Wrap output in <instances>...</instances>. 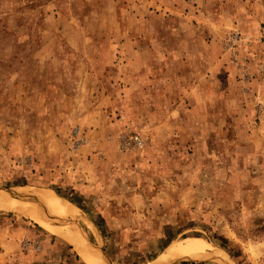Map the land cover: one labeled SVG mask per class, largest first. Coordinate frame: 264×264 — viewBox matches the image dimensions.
Instances as JSON below:
<instances>
[{"label":"rangeland","instance_id":"rangeland-1","mask_svg":"<svg viewBox=\"0 0 264 264\" xmlns=\"http://www.w3.org/2000/svg\"><path fill=\"white\" fill-rule=\"evenodd\" d=\"M33 188L110 264H264V0H0V194ZM15 209L0 264H86Z\"/></svg>","mask_w":264,"mask_h":264},{"label":"bare ground","instance_id":"bare-ground-1","mask_svg":"<svg viewBox=\"0 0 264 264\" xmlns=\"http://www.w3.org/2000/svg\"><path fill=\"white\" fill-rule=\"evenodd\" d=\"M19 190H15L16 194L13 195L1 193L0 208L7 209L19 207L22 210H15L21 212H24L23 210H25L32 213L35 209V214H31L32 220L73 245L84 263L104 264L97 247L92 246L85 240L79 230L78 224H75L79 218L78 208L75 205L48 190L36 188ZM37 213H40L44 217L36 215ZM48 215L66 220L68 221V224H53L47 219ZM182 240L183 241L180 242L170 243L165 248V251L161 253V255L159 254V258L157 257L158 259L156 258L157 260L153 263L162 264L164 262L175 260L178 257L189 258L195 256L194 258H196V255L198 253L202 254L201 251H204L207 247V243L201 238L190 237ZM203 254H205V252ZM219 258L222 260L226 259L225 256H219Z\"/></svg>","mask_w":264,"mask_h":264},{"label":"water","instance_id":"water-1","mask_svg":"<svg viewBox=\"0 0 264 264\" xmlns=\"http://www.w3.org/2000/svg\"><path fill=\"white\" fill-rule=\"evenodd\" d=\"M6 193H7V194H10V195L16 194V193H15V190H13V189H6ZM52 217H53V216L48 215V216H47V219H48L50 222H54V221H51V220H52ZM54 218H56V217H54ZM56 219H59V220H61L62 222H64L63 225L68 224V222H67L66 220H63V219H60V218H56ZM79 230H80L81 234L83 235V237L85 238V240H86L87 242H89L92 246L97 247V249L99 250V254H100V256H101V259L103 260L104 264H110V263L108 262V260L104 257V255L102 254V250L100 249V247H99L98 245L94 244V242H92V240H90V238H89L88 236L84 235L83 232L81 231V229H79ZM196 256H198V254H197ZM192 258H194V257H193V256H191V257H189V258H187V257H186V258L178 257V258H176L175 260H187V259H192ZM173 261H174V260H172V261H168V262H164V263H162V264H168V263H171V262H173Z\"/></svg>","mask_w":264,"mask_h":264},{"label":"built area","instance_id":"built-area-1","mask_svg":"<svg viewBox=\"0 0 264 264\" xmlns=\"http://www.w3.org/2000/svg\"><path fill=\"white\" fill-rule=\"evenodd\" d=\"M133 139H134V141H138V142L140 141L138 136H135Z\"/></svg>","mask_w":264,"mask_h":264},{"label":"trees","instance_id":"trees-1","mask_svg":"<svg viewBox=\"0 0 264 264\" xmlns=\"http://www.w3.org/2000/svg\"><path fill=\"white\" fill-rule=\"evenodd\" d=\"M182 264H185V263H182Z\"/></svg>","mask_w":264,"mask_h":264}]
</instances>
